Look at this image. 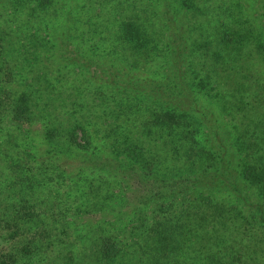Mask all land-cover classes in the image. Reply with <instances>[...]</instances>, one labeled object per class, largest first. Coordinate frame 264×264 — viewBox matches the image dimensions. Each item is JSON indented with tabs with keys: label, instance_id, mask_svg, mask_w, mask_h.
<instances>
[{
	"label": "trees",
	"instance_id": "1",
	"mask_svg": "<svg viewBox=\"0 0 264 264\" xmlns=\"http://www.w3.org/2000/svg\"><path fill=\"white\" fill-rule=\"evenodd\" d=\"M1 15L0 38L31 36L55 68L34 51L36 76L16 73L30 97L0 84V264H65L68 232L98 264H264V0H0ZM74 68L53 106L39 91ZM77 186L75 212L102 216L54 232L42 213Z\"/></svg>",
	"mask_w": 264,
	"mask_h": 264
},
{
	"label": "rangeland",
	"instance_id": "2",
	"mask_svg": "<svg viewBox=\"0 0 264 264\" xmlns=\"http://www.w3.org/2000/svg\"><path fill=\"white\" fill-rule=\"evenodd\" d=\"M247 12L251 13V8L250 5L247 7ZM5 18V16H0V35L3 34L5 31H7L9 34H13V31H11V27L12 24L9 23V20H3ZM20 18L17 17V20ZM6 19V18H5ZM15 20V21H17ZM31 40L32 37L31 36H24L22 34V32H19V35L17 37L14 36H6L5 39L3 36H1L0 38V68L3 70V72H5L7 74V72H12L14 74V77L12 79V81L10 82V84L8 83H2L0 80V84H2L5 87H8L9 92L12 90V93H14L15 95L17 93H19L21 90H25V86L22 87L21 85V80L20 78L16 76V73H20L23 74V76L26 77V82L27 79H30V75L34 74L36 76V72L34 71L36 69V67L34 66L35 64V59L32 57V55H34V51L39 54V57L41 58V64H47L51 69L55 68V65L52 64L53 60H52V55L50 54V52L52 50H42L41 48H37L36 50L33 49V47L30 45H25L24 42L25 40ZM12 41V42H11ZM57 51L54 52V55L56 56ZM32 53V54H31ZM42 56H47L49 59L47 60V58H44ZM27 58V60H23L24 58ZM51 57V58H50ZM40 64V65H41ZM90 67V66H89ZM93 67V66H91ZM91 67L89 68L91 70ZM38 68V67H37ZM79 70V68H74L73 70H62L60 73V77L54 78V80H57L59 82V84L61 85L60 88L58 86V83H55L54 80H50L49 77H47L48 75H50V73H46L47 76L46 78H49L50 80V84L49 85H53L52 87H46V91H39V93H41L44 96L50 97L52 100L55 98V93L54 91H62L61 95L64 101V103H67V98L65 97V93H67V90H65L64 87H73V85L81 83L80 81H82V77L81 79L76 78L75 77V73H77V71ZM1 73V71H0ZM43 73V69H39V71L37 72L38 75H41ZM88 74L84 73V76H86ZM19 75V74H18ZM1 77V76H0ZM41 80V84L45 83L46 80L44 78H40ZM5 81H7V79H4ZM55 84V85H54ZM48 88H52V90L48 89ZM71 91V90H70ZM69 91V93H70ZM27 92V97H30V91L29 89H26ZM68 95V94H67ZM5 96V95H3ZM58 98H55V102H53V106L54 103L57 104L58 102ZM201 104V103H200ZM203 104V103H202ZM38 108V107H37ZM210 112L213 117H217V111L212 109ZM209 120V119H208ZM35 127H27L26 123L24 125L21 126L20 130H28V131H33ZM77 154H80L79 150H76ZM63 165V164H62ZM68 165V164H67ZM66 165V166H67ZM78 166L77 163H73V166L71 168L75 169ZM131 185L133 186V184L131 183ZM69 187V186H68ZM68 191L66 190L65 193L62 194V197L59 200H55V202L51 205V208H49V211H47L46 213H42V216L45 220H43V222L47 223V225H50L53 228V231L56 232L58 231V228L60 227H66L68 222H73L77 223V224H82L83 222H87V218H89V223H93L95 222L100 216H102L101 211H95L93 210V212L88 213V214H84V215H78L75 211L76 208H83L85 205V200L83 199V197L81 196V190L80 188L77 186L75 188H67ZM128 195L133 194L132 190H128L125 192ZM47 206V205H46ZM86 207V206H85ZM83 209H86V208ZM42 210V209H41ZM127 208H124V211H127ZM126 213V212H125ZM113 213H109V214H104V218H109L111 219ZM114 215V214H113ZM86 219V220H85ZM70 226V225H69ZM70 228V227H69ZM65 229L67 232V227L63 228ZM71 229V228H70ZM80 230L82 231H86L88 230L87 227L85 225H81L80 226ZM69 234L65 237H61L63 240H61V243L64 241L65 245L66 243L69 241L72 245H70V249H68V251L66 252V254H64V252L62 253V260L65 264L69 263L71 258V255L74 256H78V263L79 262H84L85 264H98L94 261H92L90 258L85 257L87 255H79L77 254V252L80 251V249L85 248L87 245V242H85V238L84 237H79V236H74L71 232H68ZM71 239H76L77 243L73 244L71 242ZM51 250V249H50ZM70 255V256H69Z\"/></svg>",
	"mask_w": 264,
	"mask_h": 264
}]
</instances>
